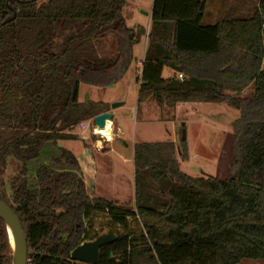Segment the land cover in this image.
<instances>
[{"label": "trees", "instance_id": "1", "mask_svg": "<svg viewBox=\"0 0 264 264\" xmlns=\"http://www.w3.org/2000/svg\"><path fill=\"white\" fill-rule=\"evenodd\" d=\"M126 1L0 0V199L22 224L27 264H85L69 254L97 236L87 231L94 212L124 230L129 217L141 226L103 246L97 264L264 262V0L249 18L209 25L204 0H153L147 34L126 25ZM145 35L138 102H225L240 111L230 177L180 172L172 141L133 146L136 172L155 166L172 180L162 203L141 200L137 190L134 209L90 196L75 157L61 147L29 177L41 147L49 158L52 143L77 139L71 129L109 111L107 103L80 101V84L119 79ZM164 67L176 74L164 78ZM250 83L249 95L235 96ZM7 157L20 165L10 197L1 177ZM63 165L70 171L55 170ZM0 264H11L1 219Z\"/></svg>", "mask_w": 264, "mask_h": 264}, {"label": "rangeland", "instance_id": "2", "mask_svg": "<svg viewBox=\"0 0 264 264\" xmlns=\"http://www.w3.org/2000/svg\"><path fill=\"white\" fill-rule=\"evenodd\" d=\"M151 1H126L122 16L128 27L132 28L136 21L143 20L142 15L148 13ZM207 1L206 14L202 19L203 25H209L223 19L249 18L254 13L259 0ZM107 40L113 42L114 38L110 37ZM106 44L108 48L109 43ZM137 48L140 52L143 50V41ZM138 54L140 56L139 52ZM129 65L119 79L106 86L100 87L81 83L79 87L80 101L89 99L107 103L109 111L112 104H118L113 108V119L116 126L121 129V134L116 127H110L111 139H114V152H108V146L104 142L101 147L104 148L103 151L95 150L92 145L94 146L96 136L92 135L90 127H86L84 131L75 126L70 132L76 134L78 138L69 139L70 141L66 142L57 140L56 143H52V148H48L50 149L49 155L51 157L53 155L58 156L57 146L69 148L75 153H78L80 148L88 146L94 164L96 182L94 191L89 189V185H85L87 193L90 196L94 195L116 202L129 209L135 208L136 190L141 200H149V203L157 204L166 200L167 192L172 184V180L167 174H159L158 170L154 172V169H157L155 166L136 172L133 161L135 143L172 141L175 145V156L180 172L191 177L229 178L230 165L233 159V122L239 117L240 111L225 102L180 103L174 108L164 105L160 107L151 98L138 102L140 78L136 72L134 59ZM261 68L264 69V59ZM162 76L167 78L170 76V71L164 68ZM252 88L250 83L235 96L249 95ZM182 129L185 131L184 141L181 140ZM82 131L86 134V139L81 138ZM99 144L101 143L99 142ZM42 162L51 164L50 159L41 157L33 161L32 164H28V172L31 173ZM19 167L20 165L14 159L7 157L4 167L1 169V177L5 182L8 197L11 195L10 180L18 174ZM57 169L59 168L57 167ZM78 175L83 178L80 168ZM90 220L91 227L87 229L89 235H99L108 229H112L115 235L141 231L137 218H127L126 230L111 224L109 217L102 212H94ZM84 225H86V221ZM242 264H264V262L245 261Z\"/></svg>", "mask_w": 264, "mask_h": 264}, {"label": "water", "instance_id": "3", "mask_svg": "<svg viewBox=\"0 0 264 264\" xmlns=\"http://www.w3.org/2000/svg\"><path fill=\"white\" fill-rule=\"evenodd\" d=\"M117 105L116 103L112 104L111 109L113 110ZM112 119L113 113L106 111L94 116L92 121L96 129H102L106 126L107 121H112ZM181 140H185V131L183 129L181 131ZM0 219L6 228L11 251V264H27V244L22 224L14 210L1 199ZM116 238L117 235L113 233L112 229H108L105 233H101L93 239L79 243L70 251L69 257L73 261L97 264L100 248L112 243Z\"/></svg>", "mask_w": 264, "mask_h": 264}, {"label": "crops", "instance_id": "4", "mask_svg": "<svg viewBox=\"0 0 264 264\" xmlns=\"http://www.w3.org/2000/svg\"><path fill=\"white\" fill-rule=\"evenodd\" d=\"M152 2H153V0L151 1L150 9H149L148 13H145L144 15H142L143 16V20L136 21L135 25L132 28H135L138 25L143 26L145 28L146 34H147V32L149 30L150 22H151ZM204 2H205V8H204L203 17L206 14V9H207V5H208V1L207 0H204ZM212 24H214V23H212ZM129 28H131V27H129ZM141 41H143V50L140 52V50L137 47H138V45L140 44ZM140 42L138 44L134 45V47L132 48V56H131V58H132L131 61L134 59V61L136 62V72L139 74V78H140L141 69H142V62L144 60L145 51H146V47H147V36L145 35L140 40ZM138 52L140 53V56H139ZM164 68H167V67H164ZM164 68H163V70H164ZM167 69L170 71V76L176 74L175 71H173V70H171L169 68H167ZM170 76H168V77H170ZM110 111L113 113V118H114V111L112 109ZM115 123H116L115 120L112 119V121H110V127H113V128L116 127L118 132L121 134V129L119 127H117ZM64 141L66 142L68 140H62L61 142H64ZM104 143L107 144V146H108V149H107L108 152H110V151L114 152V149H113L114 139L105 140ZM92 147L95 148L93 145H92ZM63 148L69 150L73 154V156L75 157V159H76V161L78 163V166L80 168V171H81V174L83 176V180L85 182V185L86 184L89 185V189L94 191V185H95V182H96V173H95V169L93 168V165H94L93 162H92L93 160L92 161L89 160V155H90V150L89 149L90 148L82 147V148L79 149L78 153L73 152L69 148H66V147H63ZM95 150H97V151L102 150L103 151L104 148H101V149L95 148ZM50 157H51V155H50ZM48 159H50V158H48ZM123 159L126 160L125 157H123Z\"/></svg>", "mask_w": 264, "mask_h": 264}, {"label": "built area", "instance_id": "5", "mask_svg": "<svg viewBox=\"0 0 264 264\" xmlns=\"http://www.w3.org/2000/svg\"><path fill=\"white\" fill-rule=\"evenodd\" d=\"M178 77L179 78H182V74H178ZM90 127L91 129V132H92V135L96 136V140H94V147L97 148V149H101L102 147V143L106 140V138H104L103 136H101L100 134H97L96 133V128L94 127V124H93V121L92 119L88 120V121H85V122H81L80 124H78L76 127L80 128V129H83L84 131L86 130V127ZM88 127V128H89ZM84 131H82V135H81V138L82 139H86L87 136L86 134L84 133ZM99 141H101L99 144Z\"/></svg>", "mask_w": 264, "mask_h": 264}, {"label": "bare ground", "instance_id": "6", "mask_svg": "<svg viewBox=\"0 0 264 264\" xmlns=\"http://www.w3.org/2000/svg\"><path fill=\"white\" fill-rule=\"evenodd\" d=\"M96 133L106 138V140H110L111 139L110 121H107L106 126L104 128L96 129Z\"/></svg>", "mask_w": 264, "mask_h": 264}, {"label": "flooded vegetation", "instance_id": "7", "mask_svg": "<svg viewBox=\"0 0 264 264\" xmlns=\"http://www.w3.org/2000/svg\"><path fill=\"white\" fill-rule=\"evenodd\" d=\"M73 134H74V133H73ZM57 147H58V146H57ZM64 149H65V148H64ZM41 151L43 152L42 147H41ZM42 152H41V153H42ZM41 153H40V156H39L37 159L43 157V153H42V154H41ZM53 157L56 158L57 156H53ZM35 160H36V159H35ZM35 160H34V161H35ZM32 162H33V161H32ZM32 162H30V164H32ZM41 164H47V163L42 162ZM58 168L61 169V170L57 169V167H56L55 170H56L57 172L70 171V169H69L70 167L65 166V165H63V166H61V167H58ZM63 168H64V169H63ZM35 169H36V167H35ZM35 169H34V170H35ZM34 170H33V171H34ZM33 171H32L31 173L28 172L29 175L33 174ZM82 242H83V241H82ZM101 248H102V247H101ZM101 248H100V249H101ZM99 252H100V251H99ZM75 262H78V261H75ZM78 263H81V262H78Z\"/></svg>", "mask_w": 264, "mask_h": 264}]
</instances>
